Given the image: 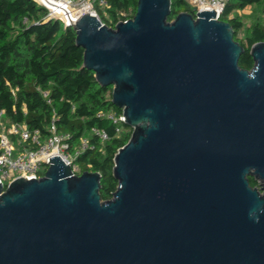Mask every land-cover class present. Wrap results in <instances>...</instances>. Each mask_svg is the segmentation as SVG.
I'll return each mask as SVG.
<instances>
[{
  "label": "water",
  "instance_id": "95a60500",
  "mask_svg": "<svg viewBox=\"0 0 264 264\" xmlns=\"http://www.w3.org/2000/svg\"><path fill=\"white\" fill-rule=\"evenodd\" d=\"M170 14L171 0H138L114 28L89 12L73 24L133 129L118 186L103 201L101 174L59 156L0 183V264H264V42L243 69L214 10Z\"/></svg>",
  "mask_w": 264,
  "mask_h": 264
},
{
  "label": "trees",
  "instance_id": "16d2710c",
  "mask_svg": "<svg viewBox=\"0 0 264 264\" xmlns=\"http://www.w3.org/2000/svg\"><path fill=\"white\" fill-rule=\"evenodd\" d=\"M105 1V13L95 9L108 27L136 14L138 0ZM248 7L259 8L264 15V0H227L219 19L231 25L235 41L244 48L239 66L251 70L250 49L264 42V22L253 24L243 42L238 38L243 22L232 16ZM184 11L195 17L187 0H171L168 20ZM83 54L73 27L48 20L47 11L33 0H0V113L4 123L25 124L30 130L38 129L44 138L54 121L59 132L71 135V151L87 138L95 148L78 154L76 164L81 173L101 174L100 194L107 201L118 186L113 175L115 155L130 140L133 129L97 117L100 112L121 115L123 110L112 103V86H100L94 72L83 68ZM94 131L105 133L107 139L102 141ZM249 181L252 187L258 186L253 177Z\"/></svg>",
  "mask_w": 264,
  "mask_h": 264
},
{
  "label": "built area",
  "instance_id": "2783aa9c",
  "mask_svg": "<svg viewBox=\"0 0 264 264\" xmlns=\"http://www.w3.org/2000/svg\"><path fill=\"white\" fill-rule=\"evenodd\" d=\"M33 1L47 11L48 20H58L65 28L72 27L85 12H89L100 19L94 6L96 0ZM226 1L189 0L195 11V16L197 12L214 10L217 17L222 14ZM106 4L105 0H99V6L105 7ZM2 117L3 113H0V183L4 190L12 181L21 176L25 180L42 178L49 167L48 159L53 156L61 157L65 163H69L74 175H80L81 167L76 164L78 154L87 149L93 150L95 148V145L90 143L87 138H82L79 145L71 151L69 143L71 135L59 132L54 121L49 126L48 135L43 138L38 129L30 130L25 124L6 126ZM97 117H105L116 125L125 122L123 113L116 115L100 112ZM94 132L100 136L102 141L107 139L105 133Z\"/></svg>",
  "mask_w": 264,
  "mask_h": 264
},
{
  "label": "rangeland",
  "instance_id": "374dc122",
  "mask_svg": "<svg viewBox=\"0 0 264 264\" xmlns=\"http://www.w3.org/2000/svg\"><path fill=\"white\" fill-rule=\"evenodd\" d=\"M187 3L193 9L189 0H187ZM94 6L98 7L99 11L102 13H105V8L103 6H99V3L95 4ZM232 16L238 17L243 22V29L238 33V38L243 42H246L247 34L252 28L253 24L260 21L264 22V15L261 13V10L256 7H248L245 10L234 12Z\"/></svg>",
  "mask_w": 264,
  "mask_h": 264
},
{
  "label": "flooded vegetation",
  "instance_id": "af4514ba",
  "mask_svg": "<svg viewBox=\"0 0 264 264\" xmlns=\"http://www.w3.org/2000/svg\"><path fill=\"white\" fill-rule=\"evenodd\" d=\"M257 187H260V184H259V182H258V186Z\"/></svg>",
  "mask_w": 264,
  "mask_h": 264
}]
</instances>
